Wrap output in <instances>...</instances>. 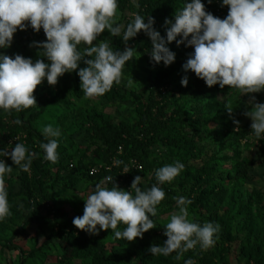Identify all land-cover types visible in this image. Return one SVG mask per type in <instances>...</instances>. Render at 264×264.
<instances>
[{"label":"clouds","instance_id":"1","mask_svg":"<svg viewBox=\"0 0 264 264\" xmlns=\"http://www.w3.org/2000/svg\"><path fill=\"white\" fill-rule=\"evenodd\" d=\"M225 6L227 16L221 19L208 12L202 0H187L175 11L174 20L165 18L162 36L154 27L155 18L150 15L146 16L147 22L145 16L134 13L126 25L118 23V0H0V49L11 46L17 30L31 27L39 33L43 29L46 41H33L29 46L38 52L42 50V57L48 61L33 62L19 54L13 58L0 53V109L10 114L36 106L34 93L38 86L45 80L49 86H55L58 78L77 69L80 89L86 98L104 95L114 84L121 83L124 68L134 59L136 51L128 46V41L143 32L151 41L149 56L154 64L162 62L167 67L174 63L175 53L168 47L172 42L178 47H191L193 51L182 65L185 73H194L209 88L227 86L240 96H249L243 115L251 119V132L260 140L264 134V103L257 102L252 94L264 92V0H221V7ZM105 30L112 37L122 38L123 51L113 50L107 39L94 43ZM80 45L86 47L80 50ZM81 62L86 67L79 68ZM133 81L129 79L128 86ZM188 82L185 75L181 85L187 87ZM225 110L238 130L240 121L235 119V109L227 104ZM14 122L22 123L20 119ZM42 134L47 140L39 144L45 154L43 158L55 164L59 159L61 131L48 124ZM15 139L18 142L14 148L0 149V157H10L16 167L28 172L38 153L29 151L18 137ZM184 167L176 161L156 169L157 184L147 190L139 186L140 175L134 177L129 190L119 188L116 183L111 188L104 181L97 183L94 191L83 199V215L73 219L74 226L91 235L112 230L117 239L128 242L142 239L144 233L156 228L152 217L157 215V206L165 198V192L158 185L172 182ZM12 171L13 167L0 159V221L11 215L4 177ZM107 180L110 182L112 178ZM173 199L178 211L170 215L164 227L167 239L162 245H151L150 254L167 257L175 252V259L181 260L197 245L202 250L213 247L221 226L193 222L188 211L192 201L184 196ZM121 224L125 227L117 230ZM184 264L196 262L189 258Z\"/></svg>","mask_w":264,"mask_h":264},{"label":"rangeland","instance_id":"2","mask_svg":"<svg viewBox=\"0 0 264 264\" xmlns=\"http://www.w3.org/2000/svg\"><path fill=\"white\" fill-rule=\"evenodd\" d=\"M138 1L133 0V3L136 4ZM130 17L131 15L125 16L118 12L117 22L126 25ZM105 39L111 42L113 50H124L125 43L122 38L112 37L107 30L94 43L98 44ZM128 46L134 47L136 51L134 59L128 62L124 68L120 83L123 91L119 98L112 100V97H106V95L92 99L86 98L80 89V78L77 75L79 69L65 73L58 78L55 86H49L46 82L37 88L40 90V95L46 96L48 100L59 96L60 91L65 88L78 90L76 95L74 93L68 96L67 104L50 105L43 112H40V108H36L34 113H38L37 121L32 123V130L44 139L42 129L48 124H52L54 128H59L61 131V136L58 138V151H63L59 153L58 162L52 164L46 161L43 158L45 155L43 151L40 152L38 160L41 165L47 163L40 170L44 174H49L48 179H41L38 186L46 191L56 182V191L48 193L49 206L60 213V217L49 225L43 223L25 224L37 206L27 207L28 199L21 193L20 169L8 157L7 164L13 167V171L5 175L4 182L8 200H10L11 215L0 221V264H20L23 260L27 264H61L59 242L47 243L52 232L64 229L67 234L74 236L85 233V231L77 229L72 222L75 217L83 215L85 206L83 199L90 195L94 191L95 185L101 181H104L105 186L109 188L114 185V180L109 182L107 178H100V175L92 176L90 171L93 169H89L91 166L94 168L96 166L98 170H101L103 166L98 149L104 147L105 140L99 139V134H104L106 138L115 128H119L124 129L131 136H136L140 131L137 126L140 121L142 105L149 102L153 93L154 96L162 98L155 91V87L161 76L160 68L165 65L162 62L158 65L151 62L150 57L140 53L137 45L128 44ZM84 47L86 46L80 45L78 48L82 50ZM169 48L175 53V61L171 64L172 66L169 65L171 66L170 70L176 72V77L171 82L181 85V79L186 74L178 66L186 62V47L184 45L178 47L175 42H172ZM35 50V47L32 48L29 57H35ZM0 53L13 58L17 54L11 47L0 49ZM83 67L86 65L81 62L79 68ZM132 78L134 81L131 86H128V80ZM184 88V98L175 100L172 109L204 108L202 117H198L200 125L203 127L198 135L194 137V130L190 129L182 133L186 140L193 138L196 151L201 153V161H192L189 155H185L184 150L164 149L159 145L151 152V161L155 162V166L151 171L142 174L143 180L146 184H150L155 178L156 169L176 161L185 165V162L181 160L183 157L187 159V162H191L189 166L200 168L204 164H211L215 170V183L220 182L221 179L225 181L223 182L224 194L215 196L212 201L206 203L207 210L213 208V215L209 214L207 210L203 211L200 208H194L192 204L188 205L189 219L201 225L206 222L218 223L221 228L217 235L224 232V234H229V237L224 236L223 245H219L218 239H216L215 245L207 250H202L198 246L199 248L196 247L185 254L196 252L195 254L203 258L205 264H257L250 258V249L254 244H262L258 260L259 264H264V134L260 140H257L251 132V119L243 115V112L247 110L249 96H240L237 91L230 89L227 90L226 95L216 96L217 103L209 102V98H204L203 102L205 103H203L199 102L197 93L192 87L190 90L188 86ZM252 95L256 96L257 102L264 103V92ZM258 97L262 98L261 102ZM227 104L235 109V119L240 121L238 130H235L236 126L225 110ZM212 105H216V109H212ZM246 127H249L250 133L246 139H242L243 137H239V132H242ZM64 157L71 158V161L64 162L62 159ZM243 162L254 165V171L250 173L254 179L245 181L235 178L239 165ZM184 174L182 170L172 182H165L164 185L176 188L175 182L179 179L182 180ZM116 184L123 190H129L122 182ZM35 196L37 198L39 194L36 193ZM177 211L176 203L171 206H157V215L152 217L156 228L144 233L142 239L137 238L132 242L123 238H115L113 231L109 230L104 241L105 247L111 253L147 252L149 253L147 259L150 260L149 247L153 244L162 245L167 239L163 234L164 231L158 230L164 228L169 222L170 215ZM47 214L48 211L41 210L37 216L45 218ZM61 215H63L62 218ZM197 219L201 220L198 222ZM124 227L121 224L117 230H123ZM22 229L25 232L18 233ZM42 247L44 250L38 251ZM34 251L37 253L32 255ZM175 256V252L169 255L173 258ZM147 263L164 264L165 261L161 256H156L152 263ZM73 264L84 263L73 262ZM125 264H144V260L135 255L130 257Z\"/></svg>","mask_w":264,"mask_h":264},{"label":"trees","instance_id":"3","mask_svg":"<svg viewBox=\"0 0 264 264\" xmlns=\"http://www.w3.org/2000/svg\"><path fill=\"white\" fill-rule=\"evenodd\" d=\"M186 2L187 0H139L135 4L133 3V0H118V12H121L125 16L131 15L129 20H127V23L131 21L134 13H138L145 17L148 15L154 17L155 29L159 31L162 36H164L165 18L174 20L175 11L181 9ZM202 2L205 4L206 10L214 16L221 19L227 16L228 8L226 6L221 7V0H212L211 3H208V0H202ZM145 22H147V17L145 18ZM33 41H46L43 29H41L39 33L34 32L31 27H28L25 31L17 30L14 34L13 42L10 47L17 54L22 55L25 58H31L33 62L37 59H44L47 63V59L42 57V50L38 52L39 50L37 48L35 50V57H29L32 48L34 49V47L29 46ZM128 44L137 45L140 53L144 56L150 57L149 52L151 49V41L145 33H138L135 38L128 41ZM170 45L171 44H169L168 47H170ZM192 51L193 49L191 47H186L185 59H187L188 53ZM171 66H161V76L157 81L155 91L158 92L162 98L160 99L154 96L153 93L150 96L149 102L142 105L139 116L140 121L137 126L140 128V131L136 136H131V134L127 131L125 132L124 129L119 128H115L106 138L104 137V134H99V139L105 140L104 147L98 149L103 161V166L100 173L94 176L100 175V178L102 179L111 177L112 180H114V183L122 182L126 188L130 189L131 182L134 177L140 175L142 177V181L139 186L143 190H147L153 184H157L156 178H154L150 184H146L143 180L142 174L144 172L151 171L154 168L155 162L151 161V152L159 145L164 149L175 148L184 150L185 155H189L192 161H201V153L198 150L196 151V148L193 145V138L186 140L182 136V133L185 130L190 129L194 130V137L198 135L199 131L203 128L200 125L198 117H202L204 108L192 110L186 108L172 109L174 107L173 105L175 100L184 98L185 91H183V89L185 88L182 85H175L171 82V80L176 77V72L170 70ZM175 67L177 68V64ZM178 67L183 71L182 65H179ZM185 74L188 76L189 81L187 86L189 90L192 87V89L197 93V99H199V102H203L204 98H209V102L215 104L217 103L216 96L219 94L226 95L228 92L227 90H230L227 86L224 89H221L219 85L209 88L205 82L197 78L194 73L187 72ZM46 82L47 81L45 80L42 84ZM76 90L77 89L73 88H65L60 91L59 96L48 100L46 96L40 95V90L36 89L34 93L37 100L36 106L22 110L19 113L12 111L10 114L5 113L2 109H0V149L14 148L15 144L18 142L15 138L18 137L19 142L24 143L29 151L38 153V155L33 159L31 168L28 172L20 170L21 193L28 199L26 202L27 207L30 208L37 206V208L34 209L32 214H30L28 219L25 221V224L27 225L29 223H43L49 225L58 220L60 217V213L56 212L49 206L50 198L48 193L56 191V182L46 189V191L38 186L41 179H48L49 174H44V172L40 170V168L47 165V163L41 165L38 161L40 152L43 151L39 148V144L47 141L40 134L32 130V123L37 121L38 117V113H34L35 109L40 108V112H43L50 105L59 106L62 103H66L69 95L74 93L76 95V92H78V90ZM232 90L236 91L235 89ZM122 91L123 88H121L120 84H114L111 90L106 92L104 95H106V97H112V100H114L115 98L120 97V93H122ZM208 100L206 101L207 104ZM258 100L261 102L262 98L258 97ZM212 106V109H216V105ZM16 119H20L22 123L17 125L14 122ZM239 133V137L241 136L243 137L242 139H246L250 133V129L249 127H246ZM9 143H11V145H9ZM62 151L63 150L58 151L57 149L58 156L59 153H62ZM0 159H4L7 164L8 157H0ZM62 159L66 163L71 161V158L68 157H64ZM181 160L185 162V167L183 169L185 174L183 179H179L175 182L176 188H169L164 184L158 185L165 192V198L158 206H171L176 203L173 197L184 196L192 201L191 204L194 208H200V210L205 211L207 210V208H205L207 202L212 201L215 196L224 194L225 187H223V182L225 181L221 179L220 182L215 183V170L211 167V164H204L200 168H197L195 166H189L191 162H187L185 157ZM117 161H120L121 163L117 164ZM136 165L141 166L143 171L140 172L139 169L136 168ZM250 165L251 164H248L247 162L240 164L235 178H241L245 181L254 179L250 176V173L254 171V165ZM89 169H98V167L95 166L94 168V166H91ZM36 193L39 194V197L37 198L35 196ZM41 210L48 211L45 218H38L37 213L39 214ZM207 212L213 215V208H209ZM62 217L63 215H61V218ZM197 220L199 222L201 219ZM119 227H121V225H119ZM108 231L109 230H101L96 235H91L85 232L79 236H74L67 234L64 229H59L52 232L47 243L52 244L54 242H59L61 247L59 261H61V264H73V262H82L84 264H125L130 257L135 255L138 258L143 259L144 264H148L147 262L152 263L153 258L156 257L151 255L150 260H148L147 254L149 253L141 251L135 254H132V252H125L122 254L117 252L111 253L107 250L104 243ZM158 231L163 232L164 228H161ZM21 232H25V230L22 229L18 233ZM225 235L229 237V234H224V232L218 236L217 241L219 242V245L224 244ZM198 246L199 245L196 247ZM43 250L44 247L38 251ZM260 250H262V244H254L250 249V258L257 264L260 262L258 260ZM36 253L37 252L34 251L32 255ZM195 253L196 252L185 254L181 260H176L175 258L169 256L161 257L165 261L164 264H184V261L189 258L193 259L196 264H205L203 258ZM20 264H27V262L23 260Z\"/></svg>","mask_w":264,"mask_h":264},{"label":"built area","instance_id":"4","mask_svg":"<svg viewBox=\"0 0 264 264\" xmlns=\"http://www.w3.org/2000/svg\"><path fill=\"white\" fill-rule=\"evenodd\" d=\"M16 141H17V140H16ZM136 168H137V169H140L141 166L136 165ZM99 172H100V170H98V169H93V170L91 171V175L94 176V175L98 174Z\"/></svg>","mask_w":264,"mask_h":264}]
</instances>
